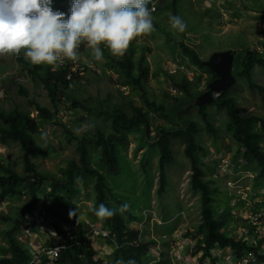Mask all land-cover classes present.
Segmentation results:
<instances>
[{"label": "rangeland", "instance_id": "rangeland-1", "mask_svg": "<svg viewBox=\"0 0 264 264\" xmlns=\"http://www.w3.org/2000/svg\"><path fill=\"white\" fill-rule=\"evenodd\" d=\"M175 15L186 22L183 32L172 26L170 18ZM152 17L154 30L133 40L136 48L134 60L138 63L143 60V65L148 67L146 94L128 81L122 68L115 62L118 57L112 55L103 44L100 45L103 58L97 61L92 48L86 46V41L81 42L77 57L84 69L65 86L59 87L56 104L52 103L39 78L29 71L33 64L25 57L26 50L22 49L18 55H0V89H3L0 106L6 112L16 107L30 110L31 117L37 120L38 131L32 158L39 170L61 176L62 169L71 160L79 159L80 139L96 138L99 132L107 134L111 131V115L117 109L132 115L134 106L142 107L150 119L152 136L158 125L170 126L159 106L163 105L166 109L183 98L186 91L181 89L182 84L200 96L214 80L212 74L194 63L184 52L182 43L194 49L203 61L209 60L216 52L229 49H234L237 57H242L246 49H263L264 0H160ZM19 57L23 61L18 60ZM52 66L54 69L57 67ZM255 80L264 86V74L259 69ZM22 87L27 94L20 92ZM233 95L242 115L264 117V95L258 91L252 92L244 81L243 87ZM35 103L50 109L52 118L39 117ZM211 110L220 138L204 134L207 153L200 152V156L210 167L206 178L220 192L216 203L220 205L218 214L226 218L222 229L233 237L241 232L244 225L253 229L254 225L247 218L250 214L254 217L257 215L256 227L263 229L264 188H255L257 170H246L237 165L236 154L240 146L228 129V116L215 106ZM195 115L193 112L190 117L194 118ZM87 122L95 127L79 135L74 133V128ZM0 126H5L1 119ZM145 141L143 127H137V131L129 136V144L122 154L123 170L110 176L119 207L125 202L129 204V210L123 215L126 218L134 217L130 225L143 228L146 239L159 242L164 234L169 240L173 239L172 235H179L180 239L185 227L204 236L199 231L203 223L200 195L191 187L192 169L185 155L184 142L173 140L174 164L168 170L166 187L159 194L160 155L147 144L141 145ZM99 156L100 148L93 151L92 158L93 165L98 168L99 164L95 161ZM238 160L241 166L246 164L242 157L239 156ZM0 161L18 173H24L23 152L18 143L0 144ZM77 187L79 192L73 198L77 205L76 214L85 226L87 221L103 224L104 218H98L92 211L95 203L94 180L87 185L79 181ZM49 190L50 182H46L41 195ZM28 198L29 195H14L0 202V258L8 247V231L16 223ZM34 231L42 233L43 229L35 227ZM14 235L20 241L21 231H16ZM30 241L27 243L37 246L36 240ZM178 241L176 239L175 242ZM158 244L161 248H167L163 243ZM101 246L105 250L100 251L102 256L109 255L110 264H114L112 245L102 243ZM27 248L30 250L31 247ZM166 256L170 257L169 252Z\"/></svg>", "mask_w": 264, "mask_h": 264}, {"label": "trees", "instance_id": "trees-1", "mask_svg": "<svg viewBox=\"0 0 264 264\" xmlns=\"http://www.w3.org/2000/svg\"><path fill=\"white\" fill-rule=\"evenodd\" d=\"M51 6L54 11L65 13L66 19L70 15L72 0H52ZM84 42L82 41V43ZM182 48L194 63L212 74L213 79L216 78V74L205 64V61L199 58L194 49L184 43H182ZM262 48V50L246 49L242 57H237L235 54L233 73L236 81L226 93L213 103L205 104L202 107L198 106V95L192 93L185 84H182L181 89L186 91L183 98H179L169 108L165 109L163 105L159 106L170 126L158 125L153 136L150 119L142 107L134 106L132 115H128L122 109L115 110L111 115V131L107 134L99 132L96 138L80 139L78 143L79 159L71 160L62 169L59 177L39 170L33 161V143L38 131V124L37 120L31 117V111L16 107L6 112L0 106V119L5 125L0 126V144L18 143L23 152L24 162V173L20 174L14 168L0 161V202L14 195H29L28 201L20 210L16 223L8 231V247L5 255L0 258V264H26L31 259V251L21 241H18L14 234L16 231H21L26 214L36 209L41 197L45 198V207L50 215L74 224L81 233L86 227L83 220L77 214L69 217V212H75L77 209L73 198L79 192L77 187L79 181L87 185L89 181L94 180V207L103 203L108 208H119L120 202L112 191L110 176L123 170V151L129 144V136L135 133L137 127L140 126L143 127V137L146 140L141 142V145L147 144L160 155L158 193H163L167 184L168 170L174 164L173 140L180 139L185 144V155L191 164V187L200 195L203 223L199 231L204 234L207 247H212L218 242L231 245L240 251L247 248V241L238 240L222 229L226 218L218 214L220 205L216 203V199L220 192L206 178L210 167L201 158L200 152L207 153L204 146V134L220 138L219 129L214 122V113L211 110L212 106H215L226 112L229 119L228 129L240 146L236 154L237 165L246 170L256 169L255 188H264V117L256 114L242 115L233 95L243 87V81L252 92L258 91L264 95V86L255 80L258 69L264 74V41ZM135 50L134 41H132L125 54L116 58L115 62L122 68L128 81L146 94L145 82L148 67L143 65V60L139 63L134 60ZM18 60L23 61L22 57H19ZM29 71L33 76L39 78V81L47 89L53 104H56L59 87L65 86L78 76V72H72L69 65L58 66L55 69L52 65H32ZM69 73L72 74L70 78H68ZM20 92L27 94V90L23 87ZM34 106L39 112V117L52 118L53 112L50 109L38 103H35ZM193 112L196 115L191 118L190 114ZM99 148L100 156L95 161L97 165L99 164L98 168L93 165L94 159L92 158L93 151ZM239 156L245 160V165L241 166L238 160ZM46 182H50V190L41 195ZM133 218V216L126 218L117 212L112 218L103 219L104 226L109 227L116 234L117 245L111 242L114 247L112 255L114 264L121 259L125 262L131 259L135 260L136 264H145L151 258V245L156 244L155 239L138 245L128 243L129 240L139 236L138 230L130 228V221ZM66 244L67 247L61 253L58 264H96L94 261L95 251L91 246H84L70 237H66ZM158 264H171V262L163 254V258Z\"/></svg>", "mask_w": 264, "mask_h": 264}, {"label": "clouds", "instance_id": "clouds-1", "mask_svg": "<svg viewBox=\"0 0 264 264\" xmlns=\"http://www.w3.org/2000/svg\"><path fill=\"white\" fill-rule=\"evenodd\" d=\"M151 2L72 0L70 15L65 19V13L53 10L52 0H0V55H18L24 49L25 57L33 65H56L62 58L75 61L78 47L86 41L97 61L103 58L102 44L112 55L123 56L136 37L154 30ZM170 19L174 28L185 30L187 25L181 16ZM94 127L87 122L73 131L79 135ZM128 210L127 202L119 208H108L101 203L92 209L98 218H112L117 212L123 215ZM75 215L76 212H69L70 218ZM116 264L136 262L121 259Z\"/></svg>", "mask_w": 264, "mask_h": 264}, {"label": "built area", "instance_id": "built-area-1", "mask_svg": "<svg viewBox=\"0 0 264 264\" xmlns=\"http://www.w3.org/2000/svg\"><path fill=\"white\" fill-rule=\"evenodd\" d=\"M157 1L152 0L150 7L152 11L156 10ZM56 65L57 67L69 65L72 72L80 73L84 69L78 57L75 61L62 58ZM71 75L69 73L68 78ZM1 91L3 92V89H0V95ZM38 113L37 111L36 114ZM23 196L27 197L26 194ZM45 203V198L41 197L36 209L31 214H26L24 219L20 241L27 247H31L30 251L33 252V249H35L33 258L26 264H58L61 253L67 247L66 237H70L84 246H91L95 251L94 261L96 264H110L109 255L102 256L103 254L100 251H105L104 247L101 246L104 243L105 246L112 245L111 248L114 252L113 244L117 245L114 231L104 226V224L99 225L96 222L87 221L84 232L81 233L74 224L64 222L50 215ZM247 218L254 225V228L250 229L244 225L241 227V232H237L236 239L245 240L248 245L247 248L241 251L231 245L218 242L212 247H207L204 236L198 235L195 230L185 227V233H182L180 239L179 235H172L171 238L173 239L169 240L168 236L164 234L161 241L156 240V244L151 245V258L145 264H158L162 260L163 254L166 255L167 252H169L170 257H166L169 258L171 264H264V227L263 229L261 226H259L261 229L256 227L258 220L256 214L255 217L250 214ZM35 227H41L43 232H35ZM130 228L138 230L139 236L136 239L129 240L128 243L138 245L150 240L146 239L143 228L139 229L131 225ZM30 239L37 241L36 247L27 243L31 242ZM176 239L179 241L175 242ZM173 242L176 243V246ZM158 243L165 244L167 248H161Z\"/></svg>", "mask_w": 264, "mask_h": 264}, {"label": "water", "instance_id": "water-1", "mask_svg": "<svg viewBox=\"0 0 264 264\" xmlns=\"http://www.w3.org/2000/svg\"><path fill=\"white\" fill-rule=\"evenodd\" d=\"M235 54L234 49L220 51L205 61V64L216 74V78L209 83L208 90L198 96V106L213 103L234 85L236 81L233 73Z\"/></svg>", "mask_w": 264, "mask_h": 264}]
</instances>
